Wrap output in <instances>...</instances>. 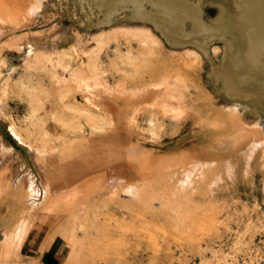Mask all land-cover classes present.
I'll use <instances>...</instances> for the list:
<instances>
[{
    "label": "rangeland",
    "instance_id": "obj_1",
    "mask_svg": "<svg viewBox=\"0 0 264 264\" xmlns=\"http://www.w3.org/2000/svg\"><path fill=\"white\" fill-rule=\"evenodd\" d=\"M143 4L138 15L132 0H0V89L8 79L0 101V194L10 191L26 208L20 240L33 224L43 226L50 239L64 240L65 264H264V95L262 103L230 97L214 81L227 42L234 43L224 30L202 46L176 47L157 32L163 49L150 51L148 37L137 35L154 30L152 5ZM223 5L237 11L234 0H201L204 22ZM100 34L104 49L88 58ZM94 62L112 87L136 93L174 78L185 97L172 100L174 116L154 99L131 102L125 116L122 101L103 97L91 120L73 109L90 104L70 73H88ZM226 119L240 121L234 128ZM17 178L29 181L14 185ZM67 187L75 195L64 199H71L68 209H47L52 196L45 192ZM19 241L1 257H12Z\"/></svg>",
    "mask_w": 264,
    "mask_h": 264
},
{
    "label": "bare ground",
    "instance_id": "obj_2",
    "mask_svg": "<svg viewBox=\"0 0 264 264\" xmlns=\"http://www.w3.org/2000/svg\"><path fill=\"white\" fill-rule=\"evenodd\" d=\"M144 1L145 0H132L138 15H143L145 12L143 4ZM148 1L153 8V10L150 8L152 14L149 16L152 17L154 30H152L151 28L142 29L137 33V35L148 37V39L152 43L150 51L154 50V48L156 47H163V41L161 40L160 36H162L170 45L174 47L182 45L187 46L188 44L202 46V41L210 34H213L214 31L224 30L228 33H231L234 36L233 38L235 44L231 42L228 43L226 41L227 50L221 65L214 69V81L224 82V85L227 88L230 97H234L236 95H245L247 97L252 96L258 103H262L263 100L261 97L262 95H264V0H234L237 11L235 13L228 14L225 6L223 5L220 14L211 20V24H208L207 22L206 24L202 19V9L200 7L201 0ZM186 22H189L191 24V29L189 31L187 30V28H184ZM118 30L119 28L112 29L114 34L119 32ZM157 32L160 33V36H158ZM126 33L130 32L128 31ZM142 44V46H146V41L143 40ZM104 46V36L100 34L95 38V45L93 46L92 50L86 51L85 55L88 58H92L95 56L97 57L104 49ZM234 49L237 50V54L235 55L233 53ZM19 50H21V48H19ZM185 51H187L188 54L195 55V51L193 49H186ZM32 55L33 53L31 52V50H27L26 60L32 58ZM190 56L192 55H189V57ZM126 60H132L130 51L127 52ZM93 64L94 65L91 67L88 73H83L77 70L71 71L70 73V82L77 86V88L85 95L86 100L90 104V109H85L78 106H75L73 109L75 110V112L79 111L80 113L85 114L87 117H90L91 120L95 118V111L92 107H98V104L101 103L100 101L103 97L116 98L122 101V111L125 116L128 113L127 109H129V105L131 104V102L147 99H154L155 103L153 105L160 106L163 109L164 114H170L174 116L176 114V110L172 104V100H183L185 97L184 87L180 84L178 79L174 78H165L163 81H160L152 87L148 86V88H144V90L136 93L126 92L118 86L112 87L107 81L102 79L101 73L97 68L96 63L94 62ZM7 81L8 79H6L4 82L2 81L3 85L0 89L1 102H3L6 97V89H4L3 87L7 86ZM102 105L105 106L106 104ZM0 111H2L1 108ZM226 112L231 113L230 111ZM5 115L1 116L6 117ZM225 121L227 125H231L232 127L236 128L240 120L237 119V122L235 119H226ZM30 123H36L35 119H30ZM153 123L154 121L150 119L151 126L153 125ZM102 127L103 126L94 125L92 127V131L102 132ZM9 128L11 130H16L17 125L15 124V122H11ZM188 142L189 141L184 138L180 143L186 144ZM249 145L251 146V143ZM252 148H256V146L253 145ZM202 150H204V153H206L207 155V150H205L204 148H202ZM36 152L38 154H42L43 151L37 149ZM71 186L72 185H70L69 187ZM69 187L60 189L58 188L52 192L46 191L45 196H52L47 209L51 210L61 208L64 207L66 203H70L71 199L69 200L70 202L68 201V199L67 201L64 200L65 198L73 197L74 195V193H72L71 195L68 194V192L71 190L69 189ZM87 189L85 190V192L87 191ZM82 193H84V191H82ZM64 201L66 203H64ZM46 204L48 205V202ZM67 206H69V204H67ZM73 208L75 209V207ZM67 209L68 208H66V210ZM60 210L58 212H60ZM49 213L51 212L49 211ZM55 218H57V216ZM57 221L56 224L58 223ZM18 229L8 239L6 245L13 247L14 243L20 240L21 237ZM73 257L74 256H72V258Z\"/></svg>",
    "mask_w": 264,
    "mask_h": 264
},
{
    "label": "crops",
    "instance_id": "obj_3",
    "mask_svg": "<svg viewBox=\"0 0 264 264\" xmlns=\"http://www.w3.org/2000/svg\"><path fill=\"white\" fill-rule=\"evenodd\" d=\"M13 53L19 54L17 51ZM17 152L22 154L20 151ZM14 165L16 170H21L20 162ZM27 181H29L27 178H17L14 185H25ZM13 199L14 195L10 191L0 194V264H65L68 249L64 240L58 236L50 239L52 231L38 226L37 223L33 224L23 239L17 242L16 251L12 257L9 259L1 257V254L4 256L6 254L3 248L7 247L3 246L6 236L16 232L23 221L28 222L25 206L16 204Z\"/></svg>",
    "mask_w": 264,
    "mask_h": 264
},
{
    "label": "water",
    "instance_id": "obj_4",
    "mask_svg": "<svg viewBox=\"0 0 264 264\" xmlns=\"http://www.w3.org/2000/svg\"><path fill=\"white\" fill-rule=\"evenodd\" d=\"M17 150H19L21 153H23V151H21V148H19L18 146H14Z\"/></svg>",
    "mask_w": 264,
    "mask_h": 264
}]
</instances>
